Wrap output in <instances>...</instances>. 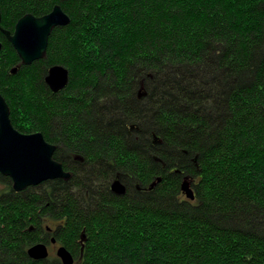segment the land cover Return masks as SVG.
Returning a JSON list of instances; mask_svg holds the SVG:
<instances>
[{"label": "trees", "instance_id": "trees-1", "mask_svg": "<svg viewBox=\"0 0 264 264\" xmlns=\"http://www.w3.org/2000/svg\"><path fill=\"white\" fill-rule=\"evenodd\" d=\"M56 5L41 60L0 32V96L70 180L0 175V264H61L26 254L50 236L71 264H264V0H0V28Z\"/></svg>", "mask_w": 264, "mask_h": 264}, {"label": "water", "instance_id": "water-1", "mask_svg": "<svg viewBox=\"0 0 264 264\" xmlns=\"http://www.w3.org/2000/svg\"><path fill=\"white\" fill-rule=\"evenodd\" d=\"M68 22L69 17L56 5L41 17L23 15L14 24L12 33L1 28L0 32L21 64L27 65L44 57L50 33L56 27H66ZM66 79L67 73L64 69L51 67L44 81L52 93H57L66 86ZM55 148L47 144L39 132L24 135L15 131L10 126L8 107L0 96V175L8 177L13 192L19 193L45 181L69 180L70 174L53 160L52 153ZM110 188L117 197L124 194V187L118 181ZM182 191L188 199H194L187 180L182 182ZM26 254L32 260H43L48 256L45 244L40 243H33L26 250ZM55 255L61 264L72 263L71 254L63 246L55 249Z\"/></svg>", "mask_w": 264, "mask_h": 264}, {"label": "flooded vegetation", "instance_id": "flooded-vegetation-1", "mask_svg": "<svg viewBox=\"0 0 264 264\" xmlns=\"http://www.w3.org/2000/svg\"><path fill=\"white\" fill-rule=\"evenodd\" d=\"M5 38V37H4ZM62 90V89H61ZM60 91V90H59ZM58 91V92H59ZM57 92V93H58ZM56 94V93H55ZM48 144V143H47ZM49 145H53V144H49ZM53 146H55V145H53ZM56 147V146H55ZM56 150H57V147L55 148ZM54 152H55V150H54ZM53 152V153H54ZM53 153H52V156H53ZM58 163V162H57ZM120 183V182H119ZM121 184V183H120ZM122 185V184H121ZM111 186V185H110ZM110 186L108 187L109 188V190H110V192H111V188H110ZM124 192H125V190H124ZM112 193V192H111ZM113 194V193H112ZM114 195V194H113ZM115 196V195H114ZM57 227V225H55V224H52V225H48L47 227L45 226V230L48 232V233H50V235H52L53 233H52V230L53 229H55ZM84 237H85V235L84 234H82L81 235V237H80V239H79V243H81L82 244V242L85 240L84 239ZM36 243H40V244H45V246H46V250H47V255H49V250L50 249H52V248H54V254H55V249L58 247V246H60L61 244H59L56 240H55V238H53V237H49V240L47 241V243H41V242H36ZM66 249V248H65ZM67 250V249H66ZM68 251V250H67ZM69 252V251H68ZM72 256V255H71Z\"/></svg>", "mask_w": 264, "mask_h": 264}, {"label": "rangeland", "instance_id": "rangeland-1", "mask_svg": "<svg viewBox=\"0 0 264 264\" xmlns=\"http://www.w3.org/2000/svg\"><path fill=\"white\" fill-rule=\"evenodd\" d=\"M60 246H62V245H60ZM65 249V248H64ZM49 254L51 255V256H55V254H54V248H52V249H50L49 250ZM57 256V255H56ZM60 260V259H59Z\"/></svg>", "mask_w": 264, "mask_h": 264}, {"label": "bare ground", "instance_id": "bare-ground-1", "mask_svg": "<svg viewBox=\"0 0 264 264\" xmlns=\"http://www.w3.org/2000/svg\"><path fill=\"white\" fill-rule=\"evenodd\" d=\"M2 24V23H1ZM2 43V42H1ZM3 44V43H2ZM3 48V47H2ZM2 50V49H1ZM18 67H16V69H17ZM1 95V94H0ZM8 106V105H7ZM10 109V108H9ZM10 116V115H9ZM41 134V133H40ZM46 140V139H45ZM49 143V142H48ZM56 150V149H55ZM53 160H55V159H53ZM63 167V166H62ZM66 172H68V171H66ZM71 173V172H70ZM70 180V179H69ZM114 183V182H113ZM126 192H127V190H126ZM20 193V192H19ZM125 195V194H124Z\"/></svg>", "mask_w": 264, "mask_h": 264}]
</instances>
